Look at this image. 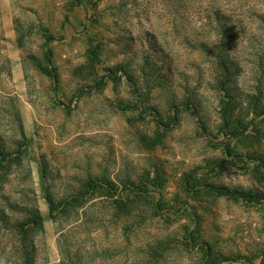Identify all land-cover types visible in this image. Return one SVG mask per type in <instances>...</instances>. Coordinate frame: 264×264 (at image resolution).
<instances>
[{
	"label": "rangeland",
	"instance_id": "obj_1",
	"mask_svg": "<svg viewBox=\"0 0 264 264\" xmlns=\"http://www.w3.org/2000/svg\"><path fill=\"white\" fill-rule=\"evenodd\" d=\"M259 107L264 0H0V142L18 157L0 207L40 209L34 264H264V203L204 189L264 198ZM89 179L51 215L48 191ZM17 242L0 224V264Z\"/></svg>",
	"mask_w": 264,
	"mask_h": 264
},
{
	"label": "trees",
	"instance_id": "obj_2",
	"mask_svg": "<svg viewBox=\"0 0 264 264\" xmlns=\"http://www.w3.org/2000/svg\"><path fill=\"white\" fill-rule=\"evenodd\" d=\"M217 18L220 20V26L224 35V40L227 42L230 41L231 37L235 35L233 34L232 24H227L226 17L222 16L221 14H217ZM50 53L51 50L48 49V58ZM233 65L235 69L239 70L237 65ZM42 69L43 71H47V68L45 67H42ZM227 103L229 106H231V102ZM255 108H258L257 104H255ZM260 108L261 107H259V109ZM259 111L260 113H264V107H262ZM241 133L242 130H232L228 132L229 139H232ZM226 150L236 161H242V156L233 152L230 141L226 144ZM17 158L18 157H13L12 153L7 151L0 142V171H3L4 174L8 173L11 170L14 162H18ZM245 163L248 164L249 161H246ZM193 177L194 176L191 172L185 175V188L193 194H200L203 190L197 189L191 182ZM95 184L96 181L94 179H89L85 185L87 187L84 190H78L72 195L66 196L65 198H61L59 200L55 199L50 191H48L47 201L50 205L51 215H55L58 211L68 214L73 209L75 210V207L82 205V199H87V197H90L91 193L95 189ZM204 189L233 198H242L249 202L264 203V198L259 195L250 194L243 190L231 189L224 185L207 183ZM6 205L13 214L7 212L6 208L0 207V224L4 225L5 227L9 226L16 236H18L19 242H17L15 245V251L19 256V261H17L16 264H34L37 252L34 234L37 231H41L43 229V218L40 209L37 206L23 205L17 201H11L9 199H7Z\"/></svg>",
	"mask_w": 264,
	"mask_h": 264
}]
</instances>
